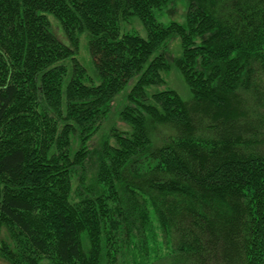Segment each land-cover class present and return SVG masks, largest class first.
Instances as JSON below:
<instances>
[{
	"label": "trees",
	"instance_id": "1",
	"mask_svg": "<svg viewBox=\"0 0 264 264\" xmlns=\"http://www.w3.org/2000/svg\"><path fill=\"white\" fill-rule=\"evenodd\" d=\"M173 1L0 0V233L12 240L0 250L12 264H264V151L245 152L239 128L258 106L247 92L261 98L264 0H188L185 24L161 22ZM133 15L146 36L125 28ZM174 37L189 100L151 89ZM135 75L119 112L130 130L92 150ZM162 124L172 133L159 139Z\"/></svg>",
	"mask_w": 264,
	"mask_h": 264
},
{
	"label": "rangeland",
	"instance_id": "2",
	"mask_svg": "<svg viewBox=\"0 0 264 264\" xmlns=\"http://www.w3.org/2000/svg\"><path fill=\"white\" fill-rule=\"evenodd\" d=\"M187 8H188V0H175L171 3H169L165 8L161 10L160 15L158 16V19L163 23H169L171 21H177L182 24L186 23V16H187ZM52 21L55 22V19L50 16ZM125 28L130 30L138 31L141 35L146 36L147 30L142 23V20L137 17L136 15H133L130 17V20H126ZM56 26V25H55ZM55 32L57 33V36L62 41H67V38L64 34V32L58 27H55ZM168 62H169V70H167L164 73V83L161 85H156L152 87L153 90H161L164 88H171L175 89L182 98L189 100L192 97V92L190 90V87L186 83L180 69L176 65V58L179 57L182 53V47H181V40L178 37L172 38L168 42L167 49L165 50ZM79 60L82 63H85L87 66L90 62V54L87 48V40L83 36L81 39V50L79 53ZM256 73L254 75L255 79H259L260 86L258 87V91H260V97L257 99L254 96L255 90L247 92L246 98L248 99L247 105H249V109L251 111V106L256 103L258 106L256 108L255 115L253 111L249 114V119H246V124H242L241 131L244 136V143H248V146H243L246 151L245 152H252V153H261L264 151V70L261 68V66H258V68L255 70ZM137 76H133L131 78L128 86L123 90L121 94H117L113 100L112 109H111V116L106 119L105 121L101 122V125L99 127L98 132L95 133L92 140L89 142L90 148L92 150H96L101 145V138L102 135H105L107 133H111L112 127H116L119 131L127 132L130 130L129 124L121 118L119 112L121 111V105L124 99V94L127 92L128 89H130L137 80ZM121 106V107H120ZM255 107V106H254ZM253 109V108H252ZM245 121V120H244ZM243 121V123H244ZM75 123V122H73ZM248 127V128H246ZM238 128V129H239ZM156 133L158 134L157 137L160 139L162 138V135H169L172 133L171 129L167 125H158L156 127ZM161 130L166 134L162 133ZM170 131V132H169ZM73 143L74 147H77V134H74L73 136ZM162 140V139H161ZM157 140L156 143L158 144L159 141ZM243 149V150H244ZM95 157H92L91 159H94ZM92 160H90V164ZM96 172V168H92V166H89L88 169V178L91 176H94ZM10 232L7 227H3L1 229L0 238L6 242H12L10 240ZM162 253H165L167 249L163 248ZM0 264H12V262L7 259L0 250ZM161 264H170L169 260L165 261L163 260Z\"/></svg>",
	"mask_w": 264,
	"mask_h": 264
}]
</instances>
